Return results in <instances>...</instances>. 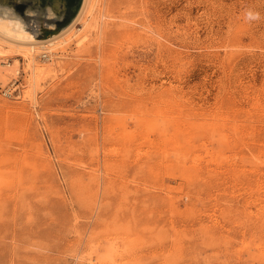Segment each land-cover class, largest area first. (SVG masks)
I'll return each mask as SVG.
<instances>
[{"label":"rangeland","instance_id":"1","mask_svg":"<svg viewBox=\"0 0 264 264\" xmlns=\"http://www.w3.org/2000/svg\"><path fill=\"white\" fill-rule=\"evenodd\" d=\"M93 4L2 47L0 264H264V0Z\"/></svg>","mask_w":264,"mask_h":264},{"label":"bare ground","instance_id":"2","mask_svg":"<svg viewBox=\"0 0 264 264\" xmlns=\"http://www.w3.org/2000/svg\"><path fill=\"white\" fill-rule=\"evenodd\" d=\"M93 2L94 0H82L80 8L70 24L59 33L53 34L47 39L33 37L20 19L11 17L7 10L0 7V58L3 54V46L13 49L12 51H17L26 61L32 87H36L53 69V63L46 64L44 61L40 62L38 56L44 57L46 61L53 60L51 58L53 57V53H56L61 46L66 45L72 40L75 35L72 32L77 23L81 22L82 29L91 27L90 20H92L91 13L94 9ZM58 11V9L56 11V9L51 8L49 16H54ZM80 30L81 28L78 31ZM17 68V60L13 63H8L1 58L0 79L4 80L8 76L17 74Z\"/></svg>","mask_w":264,"mask_h":264},{"label":"water","instance_id":"3","mask_svg":"<svg viewBox=\"0 0 264 264\" xmlns=\"http://www.w3.org/2000/svg\"><path fill=\"white\" fill-rule=\"evenodd\" d=\"M82 0H0V7L21 20L38 39L50 37L66 28L77 14ZM53 8L59 10L49 16Z\"/></svg>","mask_w":264,"mask_h":264}]
</instances>
